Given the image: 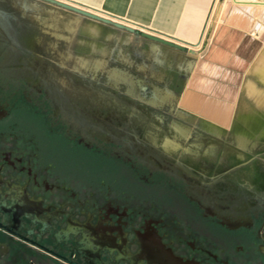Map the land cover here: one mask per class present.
<instances>
[{"label": "flooded vegetation", "instance_id": "obj_1", "mask_svg": "<svg viewBox=\"0 0 264 264\" xmlns=\"http://www.w3.org/2000/svg\"><path fill=\"white\" fill-rule=\"evenodd\" d=\"M57 5L0 0V264H264V109L215 125L71 59Z\"/></svg>", "mask_w": 264, "mask_h": 264}, {"label": "crops", "instance_id": "obj_2", "mask_svg": "<svg viewBox=\"0 0 264 264\" xmlns=\"http://www.w3.org/2000/svg\"><path fill=\"white\" fill-rule=\"evenodd\" d=\"M67 1L186 46L181 49L139 35L138 46L149 45L155 50L146 60L143 53L135 54L125 46L116 50L112 36L125 28L57 5L60 13L84 21L87 30L83 47L72 42L73 50L83 53L71 59L106 66L107 75L115 80L127 73L140 80L150 78L160 84L156 88L161 93L177 94L179 107L215 125L229 127L236 115L264 109V0H226L225 7L220 5L222 0ZM220 7V19L209 24L203 39L207 22ZM126 58L131 60L132 71L124 70ZM188 97L202 100V106L187 103ZM211 107L227 112L228 122L208 116L205 111Z\"/></svg>", "mask_w": 264, "mask_h": 264}, {"label": "water", "instance_id": "obj_3", "mask_svg": "<svg viewBox=\"0 0 264 264\" xmlns=\"http://www.w3.org/2000/svg\"><path fill=\"white\" fill-rule=\"evenodd\" d=\"M62 7H65V8H68V9H71V10H74L78 13H81V14H84V15H87V16H90V17H93V18H97L99 20H102V21H105V22H109V23H113L119 27H122V28H126L128 30H131V31H135V32H138L148 38H151L153 40H157V41H160V42H163L165 44H168V45H171V46H175V47H178V48H181V49H185L186 46L180 42H177L175 40H172L170 38H166L164 36H161L159 34H154L152 32H149V31H146V30H138L137 28H135L134 26L130 25V24H127L125 22H122L121 20H115V19H112L111 17L109 16H105V15H102V14H99L98 12H95L93 10H90L88 8H85V7H82V6H79L75 3H72V2H69L67 0H50ZM192 51H194L195 49L191 48Z\"/></svg>", "mask_w": 264, "mask_h": 264}, {"label": "rangeland", "instance_id": "obj_4", "mask_svg": "<svg viewBox=\"0 0 264 264\" xmlns=\"http://www.w3.org/2000/svg\"><path fill=\"white\" fill-rule=\"evenodd\" d=\"M218 3H219V1H218ZM221 5V7L223 6V7H225V6H227L228 5V3H227V1L226 0H222V3L220 4ZM218 7V6H217ZM217 7H216V11H217ZM221 7H220V9H219V11L217 12V14H215V18H211L210 20H209V24L211 25V23L215 20H217V19H220V16H219V13H220V10H221ZM94 11V10H93ZM97 12V11H96ZM99 13V12H98ZM213 16H214V14H213ZM186 102L187 103H189V104H191V105H193L194 107H196V108H199V107H201L202 106V103H203V101L202 100H199V99H195V98H193V97H188L187 98V100H186ZM19 114V116H24V117H29V118H35L32 114H31V111L27 108V106H24L23 108H22V110H20L19 112H18ZM205 113L208 115V116H210V117H212V118H215V119H217V120H219V121H221V122H223V123H227L228 122V118H229V115H228V113L227 112H222V111H217V110H215V109H213L212 107L211 108H208L206 111H205ZM251 117V116H250ZM36 119V118H35ZM251 120L252 121H257V122H259V119L257 120V118H254L253 119V117L251 118ZM38 124H39V126L40 127H43L45 124H44V122H40V120L38 121ZM98 162V161H97Z\"/></svg>", "mask_w": 264, "mask_h": 264}, {"label": "built area", "instance_id": "obj_5", "mask_svg": "<svg viewBox=\"0 0 264 264\" xmlns=\"http://www.w3.org/2000/svg\"><path fill=\"white\" fill-rule=\"evenodd\" d=\"M217 1V0H216ZM210 20V19H209ZM208 27H209V21L207 22V25L205 26V29L203 31V39L206 36V33L208 32Z\"/></svg>", "mask_w": 264, "mask_h": 264}, {"label": "bare ground", "instance_id": "obj_6", "mask_svg": "<svg viewBox=\"0 0 264 264\" xmlns=\"http://www.w3.org/2000/svg\"><path fill=\"white\" fill-rule=\"evenodd\" d=\"M95 84V83H94ZM151 109V108H150Z\"/></svg>", "mask_w": 264, "mask_h": 264}]
</instances>
